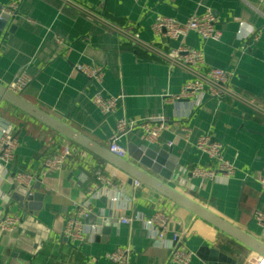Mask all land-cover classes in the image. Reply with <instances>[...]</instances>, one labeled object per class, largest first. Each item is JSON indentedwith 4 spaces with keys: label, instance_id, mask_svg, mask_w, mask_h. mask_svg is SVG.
Instances as JSON below:
<instances>
[{
    "label": "crops",
    "instance_id": "1",
    "mask_svg": "<svg viewBox=\"0 0 264 264\" xmlns=\"http://www.w3.org/2000/svg\"><path fill=\"white\" fill-rule=\"evenodd\" d=\"M12 3H16L12 27L0 42L1 85L7 87L27 67L32 81L20 93L24 99L108 149L115 135L127 150L125 159L133 163L128 152L131 145L167 151L176 166L169 180H161L264 241V223L254 218L257 210L264 212L260 185L264 115L225 98L210 97L193 110L186 100H172L170 95L181 90L190 73L171 70L122 34L129 30L165 49L181 43L201 49L205 67L233 69L231 85L264 105V1L0 0L6 8ZM207 9L218 19L219 41L194 31L182 40L153 32L157 15L184 21ZM242 21L254 26L251 35L238 37ZM255 33H259L257 40ZM79 63L101 65V81L77 70ZM97 88L119 96L113 113L104 114L93 103ZM155 114L165 115L169 125L158 144L145 141L141 124ZM122 117L129 124L118 132L117 121ZM0 118L14 127L18 138L12 163L4 166L0 161V221L7 213L22 217L17 230L0 232V264H114L107 253L124 247L131 249L128 264H177L171 260L175 233L181 235L178 244L193 253L187 264H256L262 256L143 182L135 187V179L130 180L127 173L1 98ZM201 134L223 144L224 156L235 165L233 174L192 175L193 167L213 164L195 146ZM65 143H71L73 155L60 170L37 177L42 179L40 191L48 193L42 208L29 214L10 195L14 173L26 170L38 175L45 158ZM97 168L116 175L112 186L89 198ZM79 206L89 208L82 220L96 229L83 241L70 244L63 239L64 224ZM159 210L169 220L157 245L143 219ZM123 217L130 222L124 223Z\"/></svg>",
    "mask_w": 264,
    "mask_h": 264
},
{
    "label": "built area",
    "instance_id": "2",
    "mask_svg": "<svg viewBox=\"0 0 264 264\" xmlns=\"http://www.w3.org/2000/svg\"><path fill=\"white\" fill-rule=\"evenodd\" d=\"M15 8L16 3H12L6 10L13 14ZM217 23L218 19L213 11L207 9L202 14L194 13L190 15L184 21L170 16L157 15L152 29L155 35H164L171 40H182L190 31H194L204 39L219 41L222 37V31L219 29ZM122 34L133 45L141 47L153 57L167 63L171 70L182 69L190 73V78L184 82L181 90L177 94L170 95L172 100H186L191 107L189 108L193 110L203 105L210 97L225 98L232 102H240L250 107L253 111L264 115V105L247 97L231 85V79L235 74L233 69L205 67L206 57L201 49L192 48L182 43L178 46H171L165 49L153 41L141 39L129 30H122ZM253 37L257 40L259 33H255ZM76 68L95 82H100L104 75V68L101 65L79 63L76 65ZM31 81L32 75L27 67H24L9 82L7 88L16 94H20ZM92 101L104 114H110L116 110L119 96L107 94L104 90L97 88L92 96ZM128 124V121L124 117L119 118L117 121L118 132L124 131ZM141 124L144 129V139L149 143H160L162 132L169 129L168 119L163 114L148 116ZM168 144L172 145L173 142L169 141ZM17 145L18 138L15 135L14 127L0 118V161L4 166L9 165L14 160ZM195 146L200 151L206 153L213 164L207 167H193L191 169L192 175L216 178L220 174L222 176H229L235 172V165L224 156L223 144L218 140H214L210 134L199 135L195 141ZM109 150L121 158L127 156L126 148L118 143L115 135L109 141ZM73 153L74 148L71 143H65L60 149L45 158L43 169L38 175L35 172L20 170L14 173L12 182L31 188L37 177L60 170ZM115 175L116 173L113 172L112 176H109L103 169L97 168L95 170V180L89 186L88 197L95 198L99 195L101 188L112 186V177ZM134 185L135 187H139L141 181L135 180ZM260 185L264 189V173L260 177ZM112 200L116 201L117 196L112 197ZM88 211V207L79 206L76 214L65 221L64 233L72 242L83 241L87 234L95 231V225L88 227L82 220ZM254 218L257 222L264 223V212L257 210ZM21 220L22 217L19 213H7L0 221V232H13L17 230ZM121 220L124 223H128L131 219L123 217ZM168 220L169 216L160 210L156 211L154 215L143 219L146 227L151 232L153 243H157V245L161 244ZM173 238L175 244L171 260L177 264L189 263L193 253L178 244L181 238L179 233H175ZM130 252L131 249L129 247L118 248L107 253V258L114 264H128ZM256 264H264V256H260Z\"/></svg>",
    "mask_w": 264,
    "mask_h": 264
},
{
    "label": "water",
    "instance_id": "3",
    "mask_svg": "<svg viewBox=\"0 0 264 264\" xmlns=\"http://www.w3.org/2000/svg\"><path fill=\"white\" fill-rule=\"evenodd\" d=\"M13 17L14 14L9 13L6 10V7L0 5V42L6 32L11 30V21ZM0 98L45 124L60 135L86 148L91 153L99 156L117 169L127 173L130 176V180L135 179L143 182L145 185L151 187L176 204L209 222L220 231L264 256V241L214 213L160 179V177H163L164 179L169 180L172 176L171 172L176 166L175 162L169 158V153L167 151H157L152 148H147L142 144L139 146L131 145L128 152L136 161V163H133L125 158L115 155L108 148L94 142L68 124L27 101L20 94L12 92L6 86L1 84ZM41 182L42 179L38 178L31 188L15 183H12L11 185V197L21 208L27 210L29 214H33L34 211L42 208L43 198L45 194L48 193V191L45 190L40 191ZM102 221H100L99 224H102ZM106 230L108 229L106 228ZM63 239L70 244L72 243L70 238L65 235H63Z\"/></svg>",
    "mask_w": 264,
    "mask_h": 264
},
{
    "label": "clouds",
    "instance_id": "4",
    "mask_svg": "<svg viewBox=\"0 0 264 264\" xmlns=\"http://www.w3.org/2000/svg\"><path fill=\"white\" fill-rule=\"evenodd\" d=\"M241 29L243 30V32H238L237 35L239 36H243V35H251V33L255 30L254 26L251 24H248L247 22H241Z\"/></svg>",
    "mask_w": 264,
    "mask_h": 264
},
{
    "label": "trees",
    "instance_id": "5",
    "mask_svg": "<svg viewBox=\"0 0 264 264\" xmlns=\"http://www.w3.org/2000/svg\"><path fill=\"white\" fill-rule=\"evenodd\" d=\"M119 23H121V22L119 21ZM139 54H140V55H145V53H143V52H140V51H139Z\"/></svg>",
    "mask_w": 264,
    "mask_h": 264
}]
</instances>
